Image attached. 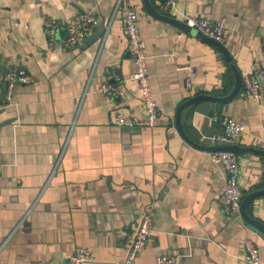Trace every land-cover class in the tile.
I'll list each match as a JSON object with an SVG mask.
<instances>
[{"label":"crops","instance_id":"obj_1","mask_svg":"<svg viewBox=\"0 0 264 264\" xmlns=\"http://www.w3.org/2000/svg\"><path fill=\"white\" fill-rule=\"evenodd\" d=\"M116 1L0 0V102L9 67L32 76L14 86L0 109V264H60L77 245L95 257L83 264H119L145 212L153 229L135 264H154L159 254H177V264H252L244 257L247 239L264 264V232L249 225L240 207L222 211L221 167L175 126L184 99L230 92L231 67L214 45L153 15L144 0H131L160 112L152 127L115 125L114 109L143 112ZM159 1L150 0L158 13L181 21L184 15L224 19L223 44L241 77L250 63L264 61V0H174L166 10ZM77 11L97 16L92 33L70 47L59 35L49 42L42 21ZM186 64L194 69L188 88ZM107 66L125 78L124 95L109 101L98 89ZM224 115L245 125L232 143L242 200L264 189V98L241 84L227 101L184 108L181 123L191 140L217 145L209 136L223 132ZM246 212L264 223V192Z\"/></svg>","mask_w":264,"mask_h":264},{"label":"built area","instance_id":"obj_2","mask_svg":"<svg viewBox=\"0 0 264 264\" xmlns=\"http://www.w3.org/2000/svg\"><path fill=\"white\" fill-rule=\"evenodd\" d=\"M174 0H160L159 7L166 10L171 7ZM116 8L123 13V25L125 29L127 46L133 58L134 68L129 77L137 82L142 101V115L126 113L121 109H114L112 122L119 127L134 129L139 127H152L156 125L160 112L156 100L153 97L149 71L144 52L145 43L141 37L136 10L131 0H117ZM185 23L194 26L201 33L224 42L227 38L224 19L217 18L209 21L198 16L184 15ZM97 16L90 11H77L74 15L66 18H47L42 21L43 30L49 42L56 36H60L65 47L76 45L90 35L97 24ZM182 68L187 70L185 87H191L194 69L192 65L186 64ZM5 85L4 99L0 102V109L4 108L12 99L13 89L17 83H27L32 76L25 69L20 67H9L3 73ZM242 85L247 94L261 99L264 98V61L250 63L247 71L242 77ZM107 101L119 98L125 92V78L121 76L115 67L107 66L104 70V77L98 86ZM216 116L213 117V119ZM223 132L218 135H210L209 138L217 145L232 144L244 131L245 125L235 117L224 115L222 118ZM213 163L218 164L223 171V185L219 194V202L222 211L230 214L239 210L241 191L238 185L239 166L235 152L226 149H215L208 151ZM0 161V175L2 171ZM153 229V218L145 212L140 217L127 238L125 254L119 264H135V257L142 251L146 241ZM244 257L252 264H259V250L249 239L244 242ZM91 249L85 245H77L68 257L60 264H83L94 260ZM177 254L156 255L154 264H177Z\"/></svg>","mask_w":264,"mask_h":264},{"label":"water","instance_id":"obj_3","mask_svg":"<svg viewBox=\"0 0 264 264\" xmlns=\"http://www.w3.org/2000/svg\"><path fill=\"white\" fill-rule=\"evenodd\" d=\"M144 1H145L146 6H147V9L153 15L175 24L180 29H182L186 32L192 33L193 35L201 38L203 41L211 43L223 54L226 62L231 67V69L234 73V85H233L232 89L230 90V92L228 94H226L224 96H214V95H211L209 93H198V94H195L193 96H190V97L184 99L183 101L178 103V105L176 107L175 126L177 127V129L180 132V134L182 135V137H184L189 143H191L197 147L208 149V151L215 150V149H226V150H231V151L236 150L237 147L235 144L203 145V144H200L198 142H195V141L191 140L186 135V133L183 130L182 123H181V114H182V110L184 108H186L192 104H195V103L199 102L200 100H204V99L215 100V101H219V102L227 101V100L231 99L232 97H234L236 95V93L238 92V90L242 84V77H241V74H240L238 68L236 67V65L232 59V56L230 55L229 51L227 50L226 46L222 42L217 41V40L201 33L197 28L185 23L184 21H181V20L176 19V18L169 16V15H164L162 13H158L155 10V8L152 6V4L150 3V0H144ZM250 148L252 150H257V149H254L253 147H250ZM261 151H263V150H261ZM261 153H263V152H261ZM261 192H264V189H259V190L253 191L251 193H248L246 196H244L240 202V211H241V214L244 217V219L249 222V225H251L252 228H256V229L260 230L261 232H264V223L259 221L256 218L250 216L248 214V212H246V207H247L249 201L252 199V197L260 194Z\"/></svg>","mask_w":264,"mask_h":264}]
</instances>
